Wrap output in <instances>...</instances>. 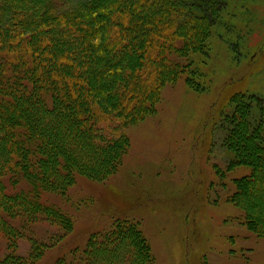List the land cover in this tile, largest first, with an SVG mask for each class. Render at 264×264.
Instances as JSON below:
<instances>
[{"label": "trees", "instance_id": "1", "mask_svg": "<svg viewBox=\"0 0 264 264\" xmlns=\"http://www.w3.org/2000/svg\"><path fill=\"white\" fill-rule=\"evenodd\" d=\"M199 2L215 17L226 13L228 0ZM197 8L194 0H0V236L12 250L0 264H31L47 246L32 240L27 259L17 254L16 220L72 230L42 192L65 193L77 175L104 181L119 169L130 146L123 129L155 111L164 85L191 66L190 51H204L218 31ZM178 41L184 59L174 53ZM236 98L223 146L229 166L250 169L228 199L264 235V221L250 219L240 200L264 161L240 157L234 136L251 130L263 148V128L252 127L246 100ZM149 250L139 221L116 219L55 264H149Z\"/></svg>", "mask_w": 264, "mask_h": 264}, {"label": "rangeland", "instance_id": "2", "mask_svg": "<svg viewBox=\"0 0 264 264\" xmlns=\"http://www.w3.org/2000/svg\"><path fill=\"white\" fill-rule=\"evenodd\" d=\"M194 3L203 8L199 0ZM226 5L225 17H215L207 5L195 9L208 14L218 31L204 51H190L191 66L164 85L155 111L123 129L130 146L119 169L104 181L77 175L65 193L42 192L40 201L57 206L70 218L72 230L65 235L59 224L16 220L23 235L17 254L27 259L37 240L47 246L31 264H55L96 230L128 219L140 222L149 264H264V235L248 228L241 205L228 199L242 188L234 179L250 168L229 166L233 156L223 146L241 103L236 97H244L252 127L261 126L264 138V0H228ZM177 44L174 53L184 59L183 42ZM237 133L243 147L239 156L264 161V147L255 145L252 131ZM260 181L263 171L240 200L250 219L257 215L264 221ZM7 240L0 236V261L12 251Z\"/></svg>", "mask_w": 264, "mask_h": 264}]
</instances>
